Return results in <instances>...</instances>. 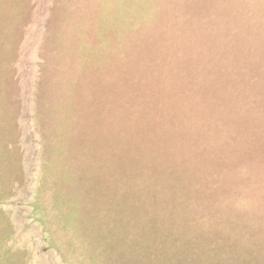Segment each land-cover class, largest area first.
<instances>
[{
    "label": "rangeland",
    "instance_id": "374dc122",
    "mask_svg": "<svg viewBox=\"0 0 264 264\" xmlns=\"http://www.w3.org/2000/svg\"><path fill=\"white\" fill-rule=\"evenodd\" d=\"M0 264H264V0H0Z\"/></svg>",
    "mask_w": 264,
    "mask_h": 264
},
{
    "label": "trees",
    "instance_id": "16d2710c",
    "mask_svg": "<svg viewBox=\"0 0 264 264\" xmlns=\"http://www.w3.org/2000/svg\"><path fill=\"white\" fill-rule=\"evenodd\" d=\"M146 238V237H145Z\"/></svg>",
    "mask_w": 264,
    "mask_h": 264
}]
</instances>
